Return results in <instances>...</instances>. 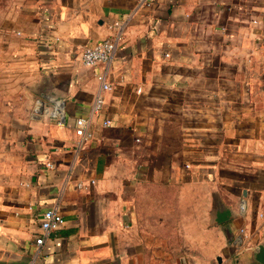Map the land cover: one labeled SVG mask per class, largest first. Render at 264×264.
<instances>
[{
	"label": "crops",
	"instance_id": "obj_1",
	"mask_svg": "<svg viewBox=\"0 0 264 264\" xmlns=\"http://www.w3.org/2000/svg\"><path fill=\"white\" fill-rule=\"evenodd\" d=\"M105 37L111 60L84 64ZM218 206L231 218L215 222ZM48 208L64 221L38 245ZM261 242L264 0L13 1L0 26V264H259Z\"/></svg>",
	"mask_w": 264,
	"mask_h": 264
},
{
	"label": "built area",
	"instance_id": "obj_2",
	"mask_svg": "<svg viewBox=\"0 0 264 264\" xmlns=\"http://www.w3.org/2000/svg\"><path fill=\"white\" fill-rule=\"evenodd\" d=\"M117 48V42L112 37H105L89 46H86L81 52V61L84 64L92 65L97 62L108 63L113 57L115 50ZM99 79L102 82V88H110V84L103 78V75H99ZM103 104V97L100 94H97L93 101V111L97 112L101 109ZM49 115L55 120V123L61 124L63 122V113L61 110V105L59 103L53 104L49 110ZM108 120H104L103 124H108ZM86 119L79 117L75 120V131L79 135L89 136L90 132L84 131V126ZM48 166H51V163H47ZM80 185V183H79ZM64 219L60 212L53 208H48L44 210L41 214L40 220V232L35 238L36 244L40 245L50 231L57 229Z\"/></svg>",
	"mask_w": 264,
	"mask_h": 264
},
{
	"label": "water",
	"instance_id": "obj_3",
	"mask_svg": "<svg viewBox=\"0 0 264 264\" xmlns=\"http://www.w3.org/2000/svg\"><path fill=\"white\" fill-rule=\"evenodd\" d=\"M44 98L49 100H54L52 96L44 95ZM43 108V99L41 97L37 98L35 101L34 111L40 112ZM232 212L223 206H218L215 211L214 221L219 223L231 218ZM254 258L259 264H264V242L258 243L254 248Z\"/></svg>",
	"mask_w": 264,
	"mask_h": 264
},
{
	"label": "rangeland",
	"instance_id": "obj_4",
	"mask_svg": "<svg viewBox=\"0 0 264 264\" xmlns=\"http://www.w3.org/2000/svg\"><path fill=\"white\" fill-rule=\"evenodd\" d=\"M15 0H0V26L3 16L7 13L8 7L13 4Z\"/></svg>",
	"mask_w": 264,
	"mask_h": 264
}]
</instances>
